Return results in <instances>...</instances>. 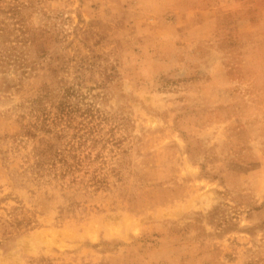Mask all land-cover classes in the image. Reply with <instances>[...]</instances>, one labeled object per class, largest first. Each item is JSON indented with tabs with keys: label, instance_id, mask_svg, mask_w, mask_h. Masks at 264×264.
<instances>
[{
	"label": "rangeland",
	"instance_id": "374dc122",
	"mask_svg": "<svg viewBox=\"0 0 264 264\" xmlns=\"http://www.w3.org/2000/svg\"><path fill=\"white\" fill-rule=\"evenodd\" d=\"M0 264H264V0H0Z\"/></svg>",
	"mask_w": 264,
	"mask_h": 264
}]
</instances>
